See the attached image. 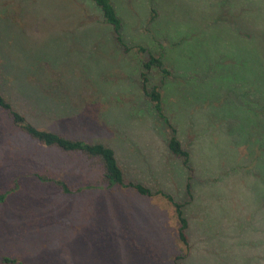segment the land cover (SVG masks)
Returning a JSON list of instances; mask_svg holds the SVG:
<instances>
[{"label":"rangeland","instance_id":"obj_1","mask_svg":"<svg viewBox=\"0 0 264 264\" xmlns=\"http://www.w3.org/2000/svg\"><path fill=\"white\" fill-rule=\"evenodd\" d=\"M112 2L123 44L93 0H0V93L38 128L112 147L154 194L105 186L80 152L37 142L0 108V192L14 187L0 264H264V0ZM150 54L171 71L151 82L192 171L142 90ZM190 173L188 248L155 192L186 202Z\"/></svg>","mask_w":264,"mask_h":264},{"label":"trees","instance_id":"obj_2","mask_svg":"<svg viewBox=\"0 0 264 264\" xmlns=\"http://www.w3.org/2000/svg\"><path fill=\"white\" fill-rule=\"evenodd\" d=\"M98 8L102 11L105 22L110 24L115 32L116 39L120 44L124 43L122 38V27L123 22L118 16L117 9L112 2V0H93ZM158 15V10L156 7L152 8V19L155 20ZM141 51H146L144 47H140ZM143 68L145 71L142 72V90L146 96L152 102L158 116L166 123L169 129V136L167 139V145L170 152L181 159L184 166H186L190 171L193 170L190 161V152L185 148L182 140L178 136V128L171 121V119L165 114L162 104V93L161 84H153L151 82V73L154 69H158L161 73V81L165 83L166 79L171 75V71L165 66V62L162 56H156L150 54V57L143 62ZM0 108L4 109L7 115L11 118L15 126L19 127L24 131L30 138L36 140L37 142L45 146H56L59 149L69 152L76 151L84 155L86 161H91L96 168L103 173V184L107 187H112L114 185H119L122 187H132L136 189L139 193L144 195H152L154 191L146 186L135 182L133 180L128 181L125 179V172L119 163L115 150L103 143H88L84 140L71 139L63 134L54 132L51 130L38 128L35 124L31 123L28 118L20 112L14 105L13 101L3 93H0ZM83 157V156H82ZM93 165H89L94 169ZM95 168V169H96ZM97 171V170H96ZM44 180H51L56 185H58L62 191L65 193H70L72 189L64 180L43 178ZM192 175L189 174L187 181V201H177L174 196L163 190H157L156 194L163 195L175 208V214L179 223V239L180 241L188 246H190V222L187 216H185V206L188 204L192 197ZM14 187L9 190L0 192V202H4L8 195L13 192ZM186 255H182L179 258H184Z\"/></svg>","mask_w":264,"mask_h":264}]
</instances>
